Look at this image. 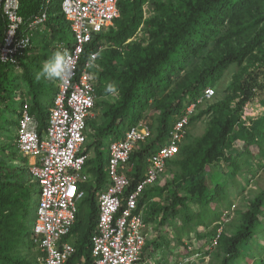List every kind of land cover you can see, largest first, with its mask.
I'll return each mask as SVG.
<instances>
[{
	"label": "trees",
	"instance_id": "16d2710c",
	"mask_svg": "<svg viewBox=\"0 0 264 264\" xmlns=\"http://www.w3.org/2000/svg\"><path fill=\"white\" fill-rule=\"evenodd\" d=\"M3 2L0 0V45L7 27L2 13ZM44 2L20 0V15L27 21L40 12ZM60 2L51 1L47 23L59 22L60 17L54 18L56 13L64 20ZM145 5L152 6V16L144 15ZM118 8L120 17L108 30L94 36L85 48L78 70L80 74L90 53L103 46L96 67L91 70L99 99L95 106H99L100 115L87 122L92 135L89 143L86 140L83 153L87 155L90 150L94 153V158L85 162L93 183L79 185L85 196L77 207L76 222L69 234L76 237V252L67 264H77L82 259L85 264H93L90 238L97 220L96 199L107 183L108 146L103 145L104 140L117 132L120 140L127 129L150 115L156 116L155 126L150 127L151 137L138 143L130 156L132 172L127 195L143 179L147 159L165 144L184 109L209 88L218 93L216 84L232 65L240 70L233 75L224 96L215 100L214 97L204 108L200 107L189 122L190 125L194 120L206 117L205 133L180 145L177 156L166 165L169 180L146 190L138 206L141 207L147 197L156 199L147 212L157 217L158 229H164L171 221L165 235L173 233L176 242L182 243L185 235L195 231L189 225L193 220L189 204L209 209L213 202L222 199L219 195L222 189L218 185L212 189L207 184L209 168L228 159L226 154L231 155L238 142L243 144L241 155L245 161L253 156L254 149L264 157V115L253 121L249 128L240 117L242 107L253 98L255 89L261 87L259 80L264 78V0H118ZM142 28L146 31V45L137 38ZM29 51L20 66H23L22 78L26 87L34 96L30 113L37 116L41 137L47 126L49 108L39 103L35 94L39 83L37 88L33 86L37 82L36 75L23 64ZM17 70L0 62V108L8 94H15L20 89ZM108 83L116 85L115 93L106 92ZM261 103L264 107V98ZM8 148H15V145H0V264H33L17 251L30 235L29 218L34 203L31 194L35 184L30 181V176L21 174L22 168L3 160L6 153L14 161ZM36 186L39 188L38 182ZM164 194L167 195L166 206H162L160 200ZM82 205L87 206V214L82 215ZM239 215L240 222L231 233L218 234V227L211 233L210 240L216 243L211 264H264L262 251L259 252L256 246L264 243L261 220L264 218V190ZM197 218L196 225H204L206 213L198 214ZM213 219L211 223L218 221L216 217ZM169 248L170 245L159 238L146 245L143 252L157 254L158 250Z\"/></svg>",
	"mask_w": 264,
	"mask_h": 264
},
{
	"label": "built area",
	"instance_id": "2783aa9c",
	"mask_svg": "<svg viewBox=\"0 0 264 264\" xmlns=\"http://www.w3.org/2000/svg\"><path fill=\"white\" fill-rule=\"evenodd\" d=\"M51 1L45 0L40 12L26 21L20 15V0H4L2 13L7 27L0 45L2 64L19 69L25 53L33 46V31L47 23ZM60 8L73 38L72 45L61 47L68 53L71 69L64 80L58 79L44 135L39 136L38 120L24 100L18 111L15 140L20 154L37 161L28 169L39 185L31 240L41 253V264H66L76 252L64 240L76 222L77 202L84 195L78 185L88 182L84 172L87 156L82 150L87 122L98 99L89 75L103 46L90 53L80 74L78 70L85 48L94 36L108 30L120 17L118 0H61ZM214 97L215 91L209 88L184 109L165 144L147 159L143 179L127 195L132 172L130 156L138 143L151 137V129L139 123L127 129L120 140L109 143L107 183L97 195V220L90 238L93 264H152L141 263L147 224L138 210V201L164 175L168 161L179 153L191 118Z\"/></svg>",
	"mask_w": 264,
	"mask_h": 264
},
{
	"label": "rangeland",
	"instance_id": "374dc122",
	"mask_svg": "<svg viewBox=\"0 0 264 264\" xmlns=\"http://www.w3.org/2000/svg\"><path fill=\"white\" fill-rule=\"evenodd\" d=\"M53 5H55V1L53 2ZM143 10L146 17L153 15L152 6L145 5ZM66 35L68 36V34ZM137 38L138 41L142 42L144 45L147 44L145 41L146 31L143 30V28L138 33ZM30 70L33 75L37 76L40 69L38 70L32 64ZM239 70L240 69L235 65L229 67L224 73L222 79L216 84L218 93L215 92L214 100L217 98L220 99L224 96V92L228 84L231 82L233 75ZM16 74L22 76L23 73L21 74L17 72ZM259 82L261 83V87L255 89V95L250 101L244 104L240 112L241 121L244 126L248 128L253 124V121L264 115V107L261 103V99L264 98V78H261ZM36 84H38V82L35 81L33 84L34 88H37ZM23 85L26 86L24 82ZM20 103V100H18V102L15 100L14 94H8L7 100L0 108V135L3 136L0 137V145L10 146V144H13L12 141L15 139V135L12 134L15 129V111H19ZM234 103H236V101ZM234 103H232L233 107L235 106ZM204 107L205 106L203 105L202 108ZM97 112L98 114L100 113L99 111ZM155 122L156 116L150 115L141 123L153 128ZM207 122L208 119L206 117L194 120L188 126V135L182 143L187 144L189 141L201 137L207 128ZM86 135L87 143H89L91 140L89 138L90 135H92V129L88 128ZM119 136L120 134L117 132L116 134L107 137L104 140L103 145L107 146L111 139ZM242 148L243 144L238 142V145L232 149L231 155H229V153L226 154L228 159H223L220 162L214 163L208 170L207 184L212 189H215L213 186L218 185L222 189L219 192L222 199L218 202H213L209 206V209L206 207H197L194 203H190L189 212L193 216V220L189 225L195 228V231L185 235L184 241L179 244L176 242L173 233L167 235L166 242L170 245V248L157 253L158 257L151 261L152 264H157V262L160 263V261H163L164 264H211L213 258L212 254L215 251V243L210 240V235L214 228L218 227V234L219 232L231 233L240 222L239 212L246 210L249 202L264 190V157L259 156L258 151H255L254 149L253 156L245 161L246 158L241 155L243 154ZM8 149L14 157V161L18 162L23 169L21 174L25 177H29V169L23 155L19 154L15 148ZM3 156L4 157L2 158L5 162L11 161V158L6 153ZM230 174L234 175L231 177ZM169 178L170 172L166 170L164 175L160 178L159 183L162 184V182H164L163 180H169ZM160 200L162 206L167 205L166 194H164ZM201 213H206L205 224L196 225L199 222L197 215ZM214 217L218 218V221L216 223H211L214 220ZM182 219L183 215H181V220ZM261 220L264 223V218ZM170 224H172L171 221L168 222V225ZM178 226H181V224L179 223ZM30 242H32L31 239L29 237L26 238L25 243L28 245L25 243V245H20L17 253L19 256L25 257L32 262V259L34 258L33 255L36 252L33 250L34 247L32 248L31 244H29ZM263 245V242L256 245L258 246L257 249L259 252L262 251V256H264V250L262 249ZM244 250L247 252L248 248L245 247ZM206 253L208 254L205 255ZM152 255L154 258L155 254Z\"/></svg>",
	"mask_w": 264,
	"mask_h": 264
},
{
	"label": "crops",
	"instance_id": "0c3cea01",
	"mask_svg": "<svg viewBox=\"0 0 264 264\" xmlns=\"http://www.w3.org/2000/svg\"><path fill=\"white\" fill-rule=\"evenodd\" d=\"M56 17H60L59 22L56 23L55 21H52V22L50 21V22H48L49 24L47 23V24H45L43 26H39L33 31V37H32V41H33L32 45L33 46L30 49V51L27 53V55L25 56L26 58L23 60V64L26 65L27 68H30V66L33 64V66L36 67L39 70L41 68L43 62L45 60H47L52 55V53L54 51H56L58 48H61L62 46H70V45H72V43H73L72 35L69 32V30L67 29V26H66L64 20L61 18L60 13H56L54 15V18H56ZM51 27H53V28H51ZM66 34H68V36ZM47 46H48V48H47ZM23 71H24L23 70V66L21 65L19 67V69L16 71V73L19 72V73L22 74ZM27 71H28V69H27ZM22 77L23 76H19L20 89L17 90L15 92V94H14L15 95V100L17 102H18V100H20L21 103H22V101L25 100L30 105H32V101H33L34 96H33V94L31 92L28 91L27 87L23 85V82L26 84V81ZM37 82L39 83V90H37V92L35 93V94H37V99L39 100V103L41 105H43L44 107L49 108L48 111L50 112V109L52 108V105H53V99H54V96L56 94V87H57L58 79L57 80L40 79V80H37ZM98 101H99V99H97L96 103ZM97 111L100 112L99 106H95L94 112H93V116L89 120L95 119V118H97L100 115V113L98 114ZM18 114H19V112L15 111V119H16V121H15V129H14V131L12 133V134L15 135V138H16V134H17ZM35 117H37L36 114H35ZM86 132H87V130H86ZM43 135H44V133H43ZM0 137H3V136L0 135ZM117 138H119V137L111 139L110 142L118 140ZM86 139H87V135H86ZM14 140L12 142L15 145V148H16V143H15ZM107 146H109V144ZM85 150H86V146L84 145V148H83L82 152L84 153ZM17 152H18V150H17ZM86 156H87V159L94 158L93 151L90 150L89 152H87ZM24 158L26 160V164H27L28 168H29V166H31V165H33V164H35L37 162L33 158H28V157H24ZM10 163L11 164L13 163V165L19 166V168H21V166L16 161L12 160V161H10ZM84 172L88 176V182L80 183L79 185L93 183V178H92L91 174L88 172V169H86V167H84ZM28 175L30 176L29 177L30 181H32L33 184H35V187H34L35 191H33L32 194H31L34 203H33L32 209L30 211L31 216L29 218V221L31 222L29 238L31 239L32 230H33V224H34V221H35V211H36V206H37V202H38V198H39V195H38L39 188H38V186H36V182L37 181L35 179H33L30 174H28ZM158 183H159V181L155 185L158 186ZM79 185H78V187H79ZM79 189H80V191L83 192L84 195H83V197L81 199L78 200L77 207H78V205H80L82 203V200H83V198L85 196L84 191L81 188H79ZM144 193H143V195H142V197L140 199L145 197ZM147 199L148 200H145V203L141 207L138 206L139 207L138 210L145 217L146 224H147V227L145 229V234L147 236L146 245L151 244L152 242H154L155 240H158L159 238L164 239L166 241L165 232H166L167 228H169L170 226L167 223L165 225L164 229L163 228H159V229L157 228V221H158L157 217L155 215H149V213L147 212L149 210V205L153 204V202L156 201V199H154L153 197L152 198L151 197H147ZM87 211H88L87 206L86 205H82V210H81L82 215L87 214ZM64 242H67V243H69V244H71V245H73L75 247L76 237H74V236H72V237L69 236L68 237L67 236L65 238ZM30 243L32 244L31 245L32 248L34 247L33 250L36 252L33 255L34 256V258L32 259L33 264H41L40 263L41 253L39 252L38 247L33 242H30ZM162 251L163 250H158V253H160ZM156 257H158L157 254H155V256L153 258L152 254L143 252L142 256H141V258H142L141 263L151 262ZM77 264H85V262L82 259ZM159 264H164V263H163V261H161V263H159Z\"/></svg>",
	"mask_w": 264,
	"mask_h": 264
},
{
	"label": "clouds",
	"instance_id": "9594fccd",
	"mask_svg": "<svg viewBox=\"0 0 264 264\" xmlns=\"http://www.w3.org/2000/svg\"><path fill=\"white\" fill-rule=\"evenodd\" d=\"M27 41H21V44H26ZM71 69V65L68 60V53L62 48H58L52 53V55L43 62L39 72L37 73V80H64ZM89 79H95V76L90 74ZM106 92L115 93L116 85L114 83H108L106 86Z\"/></svg>",
	"mask_w": 264,
	"mask_h": 264
}]
</instances>
